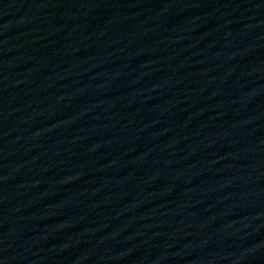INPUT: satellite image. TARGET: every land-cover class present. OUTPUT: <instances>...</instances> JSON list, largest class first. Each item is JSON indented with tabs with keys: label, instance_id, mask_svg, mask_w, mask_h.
I'll list each match as a JSON object with an SVG mask.
<instances>
[{
	"label": "water",
	"instance_id": "water-1",
	"mask_svg": "<svg viewBox=\"0 0 264 264\" xmlns=\"http://www.w3.org/2000/svg\"><path fill=\"white\" fill-rule=\"evenodd\" d=\"M0 264H264V0H0Z\"/></svg>",
	"mask_w": 264,
	"mask_h": 264
}]
</instances>
